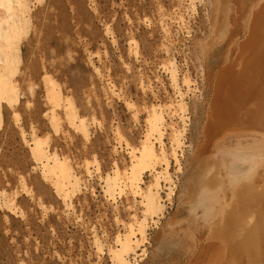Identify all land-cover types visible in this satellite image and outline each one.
I'll use <instances>...</instances> for the list:
<instances>
[{
  "label": "rangeland",
  "instance_id": "rangeland-1",
  "mask_svg": "<svg viewBox=\"0 0 264 264\" xmlns=\"http://www.w3.org/2000/svg\"><path fill=\"white\" fill-rule=\"evenodd\" d=\"M37 1L31 0L32 17L18 74L21 102L16 109L5 112L0 128V190H5L14 205L9 209L0 199V264H111L108 248L117 232L123 231L120 222H129L134 212L141 215L142 208L140 198H133L127 191L114 197L106 195L101 177L112 172L114 163L122 170L129 166L116 132L138 147L146 132L145 107L175 101L168 74L162 67L169 58L176 60L180 78L189 75L192 80L190 91L183 87L187 120L184 145L179 150L182 170L178 171L172 162L175 193L171 201L164 202L157 223L149 222L148 241L137 255H131L130 261H204L210 246L209 232L219 223L218 217L207 221L202 218L203 206H197L198 185L212 167L209 176L214 174L223 182L222 191L218 192L221 203L237 205L233 190L238 186L230 184L227 170L220 164L222 153L242 149L255 139L262 140L254 133L237 134L230 130V125H239L237 120L211 125L219 119L214 113V103L220 99L216 86L219 73L230 69L243 83L250 72L244 58L250 57L247 51L252 46H246V41L254 28L255 16L262 12V0ZM221 7L225 10L222 29L216 23ZM106 27L110 32H106ZM130 40L136 41V49ZM243 53L244 62L239 65ZM45 75L59 84L63 98L73 100L79 115L86 120L87 137L65 121V102L62 100L56 107L50 93L46 95L49 86ZM126 101L136 105V117L126 107ZM14 111H18L19 118L13 116ZM53 113L58 116L56 131L51 121ZM169 120L183 127L178 118L167 117ZM262 125L264 128V122ZM21 128L26 140L35 130L48 142L49 151L67 157L81 176L80 188L69 200L71 207L63 204L52 182L42 176V168L33 160ZM208 130L210 140L205 139ZM166 131L164 142L168 145L169 130ZM217 161L219 168L213 167ZM85 162L91 164V176L85 172ZM262 164L253 173L255 177L242 183L249 182L262 190ZM144 178L152 181L148 173ZM162 195L165 197V193ZM128 204L133 208L127 209ZM226 208L231 209L229 205ZM253 224L250 222L249 226ZM95 235L103 243L100 249L94 244Z\"/></svg>",
  "mask_w": 264,
  "mask_h": 264
},
{
  "label": "bare ground",
  "instance_id": "bare-ground-1",
  "mask_svg": "<svg viewBox=\"0 0 264 264\" xmlns=\"http://www.w3.org/2000/svg\"><path fill=\"white\" fill-rule=\"evenodd\" d=\"M222 2L227 3L225 0ZM31 3V0H0V128L4 121L5 112L15 108L21 102L22 89L18 74L26 45L24 39L29 32L32 17L33 6ZM260 4H264V0ZM260 4L256 7L257 9L255 8L256 10H258ZM216 7L219 8L217 5ZM261 7H263L261 14L259 13L258 17L255 16V22L251 21L254 26L251 35L247 41L245 40L247 42L246 46L249 43L252 46H249L252 51H249V49L247 51L250 52V57L244 58V60L247 59L246 65L248 64L247 69L250 72L249 74L246 73L247 76L242 80L243 83H240L238 77L235 78L230 69H223L219 73V81H217L216 86L217 95L220 99L214 103L215 117L219 119L212 121L211 125L214 124L212 126L216 127L219 123L226 122L230 124L232 121L237 120L239 125L237 123L236 125H230V130H234L237 134L254 133L256 136H261L262 140L255 139L249 145L239 146L242 149L222 153L223 160L219 163L222 168L224 167L227 170L230 184L238 186L233 190V198L234 201H237V205L236 203L235 205L221 203L218 192L219 190L222 191L223 182L216 179L214 174H210L213 177L209 176L212 171L211 166L210 170L207 173L205 172L207 175L204 174L208 178L204 176L203 181L198 185L200 192L198 193L199 197L196 198L199 203H196H198V207L203 206L202 218L207 221L218 217L219 224L212 226L211 232H209L210 235L208 234L209 238H207L210 246L207 248V256H203L205 260L202 262L196 261V264H264V188L259 190L257 187L250 185L249 182L242 183L244 180L255 177L253 173L259 165L262 166V163H264V128L262 127L264 122V24L262 23L264 6ZM220 11L219 19H216L219 26L223 20L222 13L225 10L222 8ZM106 32H110L107 27ZM214 33H217L216 30ZM130 44L136 49L135 40H130ZM243 48L245 49V47ZM243 56H245V53L241 54L239 65L242 64ZM162 67L168 74L170 86L176 97L175 101L171 104H152L145 107V109L143 108L146 112V132L138 147L131 145L119 131L116 132L118 145H122L128 155L129 166L122 170L114 163L112 172L101 177L106 195L114 197L123 190L127 191V194L133 198L136 196L140 198L139 203L142 208L141 215L134 212L131 214L129 222H120L123 231L117 232L113 243L108 248L111 264H131V255H137L138 250L148 241L149 222L157 223V219L163 212L164 202L166 200L171 201L175 193V183L170 172L172 162L177 166L178 171L182 170L179 150L184 145L183 138L187 120V103L183 87L190 91L192 80L189 75L179 77L178 66L174 58L167 59ZM240 67L239 70L242 68ZM44 80L49 86V92L46 95L50 93L49 95L55 103L53 105L57 107L61 105L62 100L65 102L63 103L67 124L87 137L89 133L86 120L79 115L73 100L70 97L63 98L59 84L50 75H45ZM222 96H224L223 101L221 100ZM125 105L134 112L136 117L138 114L136 105L129 101H126ZM211 111L213 112V108ZM13 116L19 118L18 111H14ZM167 117L178 118L183 123V127L180 128L170 120V122H167ZM57 120L58 116L53 113L51 121L55 131L59 127H57ZM238 126L242 128H238ZM166 130H169L168 145L164 142ZM209 130L205 135L207 140L212 137ZM21 132L23 139L28 143L33 160L42 168L44 179L52 182L56 194L63 204L66 207H71L72 204L69 200L72 195L78 192L82 180L81 176L67 157L59 155L56 151L50 152L48 142L38 136L35 130L32 131L30 140H26L22 128ZM202 151L204 153L205 150ZM212 158H214L213 155ZM95 161L97 162L96 158ZM219 163L217 161V164L214 163L213 167L219 168ZM83 166L85 172L91 176V164L85 162ZM97 169H99V166ZM147 173L152 177L150 182L145 181L144 175ZM163 193H165V197L162 195ZM190 196H193V192L190 193ZM0 199L5 207L12 209L13 204L8 199L5 190H0ZM228 205L231 209L226 208ZM132 208L133 205H127V209ZM250 222H254V224L249 226ZM93 241L97 248L103 247V243L97 235L94 236Z\"/></svg>",
  "mask_w": 264,
  "mask_h": 264
}]
</instances>
